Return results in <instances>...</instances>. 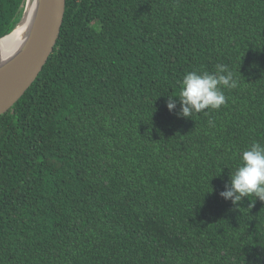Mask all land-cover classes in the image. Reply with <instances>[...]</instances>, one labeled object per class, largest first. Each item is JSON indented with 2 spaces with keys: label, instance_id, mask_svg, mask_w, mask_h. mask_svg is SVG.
<instances>
[{
  "label": "trees",
  "instance_id": "obj_1",
  "mask_svg": "<svg viewBox=\"0 0 264 264\" xmlns=\"http://www.w3.org/2000/svg\"><path fill=\"white\" fill-rule=\"evenodd\" d=\"M24 3L0 0V38ZM218 64L238 81L225 104L179 117L184 75ZM254 142L264 0H66L0 116V264H264V201L220 196Z\"/></svg>",
  "mask_w": 264,
  "mask_h": 264
},
{
  "label": "water",
  "instance_id": "obj_2",
  "mask_svg": "<svg viewBox=\"0 0 264 264\" xmlns=\"http://www.w3.org/2000/svg\"><path fill=\"white\" fill-rule=\"evenodd\" d=\"M66 0H25L17 26L0 38V116L36 81L60 36Z\"/></svg>",
  "mask_w": 264,
  "mask_h": 264
},
{
  "label": "clouds",
  "instance_id": "obj_3",
  "mask_svg": "<svg viewBox=\"0 0 264 264\" xmlns=\"http://www.w3.org/2000/svg\"><path fill=\"white\" fill-rule=\"evenodd\" d=\"M238 81L232 71L224 65H216L215 73L192 71L184 75L178 97L179 117L190 118L204 110H218L226 102L223 89H234ZM167 108L174 112L177 98L168 97ZM241 164L231 173L230 184L225 185L220 196L240 204L245 198L264 201V145L254 142L241 154Z\"/></svg>",
  "mask_w": 264,
  "mask_h": 264
}]
</instances>
